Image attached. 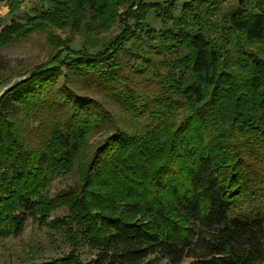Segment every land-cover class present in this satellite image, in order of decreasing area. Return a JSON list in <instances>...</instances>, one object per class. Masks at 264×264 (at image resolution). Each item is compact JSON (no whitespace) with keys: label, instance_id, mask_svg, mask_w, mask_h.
Here are the masks:
<instances>
[{"label":"trees","instance_id":"obj_1","mask_svg":"<svg viewBox=\"0 0 264 264\" xmlns=\"http://www.w3.org/2000/svg\"><path fill=\"white\" fill-rule=\"evenodd\" d=\"M174 2L42 0L0 25V50L34 34L51 48L0 96V241L65 206L91 264H264V217L236 214L264 190V0ZM60 175L77 187L52 197Z\"/></svg>","mask_w":264,"mask_h":264},{"label":"rangeland","instance_id":"obj_2","mask_svg":"<svg viewBox=\"0 0 264 264\" xmlns=\"http://www.w3.org/2000/svg\"><path fill=\"white\" fill-rule=\"evenodd\" d=\"M21 1V7L16 15L9 16L7 1L0 0V25L3 22L9 24L13 18L23 22L28 15H32L34 7L41 5L42 0ZM174 1L177 3L176 12H178L185 3L191 0H144L146 4H160L165 7H168ZM155 15L154 11H149L145 21L149 28L153 30V37L161 33L162 29V25ZM119 32V26H114L111 30L98 35L97 38L100 42H104ZM56 34L62 38L66 37V34L61 33V31H57ZM80 37L81 35L75 36L74 41H79ZM75 45L78 46L77 42ZM138 48L140 47L136 44L135 49L138 50ZM255 48H261V46H256ZM138 52L140 53L142 50ZM50 53L51 48L47 44L46 36L40 34H34L25 40L15 41L9 46L2 48L0 50V94L12 87L16 82L21 81L31 68L48 60ZM139 55L142 56L141 53ZM130 64L145 66L143 59H134L130 61ZM160 73L163 75L166 73L161 64H159L157 74ZM149 93L151 91L147 89L146 94ZM89 94L92 98L103 101L113 114L114 111L120 113L109 96L96 90ZM183 109L177 108L178 112ZM140 121L141 126L149 122L146 118H141ZM101 137L102 133H93L89 145H94ZM77 183L78 177L75 175H60L51 183L50 195L54 197L69 192L77 187ZM255 190L253 199L243 205L241 209H237L236 211L238 212L236 214L254 217V215L260 213L264 217V190L261 188H256ZM64 217H69V225H64L62 229H58L57 226L53 227L55 223L52 224V222ZM83 229L84 226L82 224L73 221L71 212L65 206L51 212V216L47 219L45 225H40L38 222L28 219L21 234L10 236L0 241V264L63 263L64 260H69V262L67 261L68 264H91L97 254V250L84 241L82 236ZM191 261V259H185L181 264H190ZM151 264L171 263L167 260L155 259Z\"/></svg>","mask_w":264,"mask_h":264},{"label":"water","instance_id":"obj_3","mask_svg":"<svg viewBox=\"0 0 264 264\" xmlns=\"http://www.w3.org/2000/svg\"><path fill=\"white\" fill-rule=\"evenodd\" d=\"M2 94H3V93H2ZM2 94H0V96H1Z\"/></svg>","mask_w":264,"mask_h":264}]
</instances>
